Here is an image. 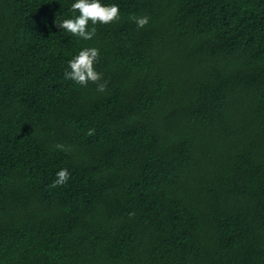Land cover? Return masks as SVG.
I'll use <instances>...</instances> for the list:
<instances>
[{"label": "trees", "instance_id": "trees-1", "mask_svg": "<svg viewBox=\"0 0 264 264\" xmlns=\"http://www.w3.org/2000/svg\"><path fill=\"white\" fill-rule=\"evenodd\" d=\"M105 2L0 0V264H264V0Z\"/></svg>", "mask_w": 264, "mask_h": 264}, {"label": "clouds", "instance_id": "clouds-1", "mask_svg": "<svg viewBox=\"0 0 264 264\" xmlns=\"http://www.w3.org/2000/svg\"><path fill=\"white\" fill-rule=\"evenodd\" d=\"M70 9L78 14L63 19L58 26L73 36L89 41L96 34L97 24L107 25L120 19V6L117 3H106L105 0H71ZM138 28L148 23L147 16L133 17ZM99 49L97 47H82L67 62L64 71V78L73 81L81 86H87L89 82L101 80L102 73L96 70ZM104 83L97 84V90L103 92ZM58 147H63L58 145ZM54 185H63L70 178L66 168H60L55 173Z\"/></svg>", "mask_w": 264, "mask_h": 264}]
</instances>
